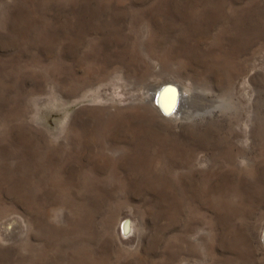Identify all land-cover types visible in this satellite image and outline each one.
I'll return each instance as SVG.
<instances>
[{"label": "rangeland", "instance_id": "rangeland-1", "mask_svg": "<svg viewBox=\"0 0 264 264\" xmlns=\"http://www.w3.org/2000/svg\"><path fill=\"white\" fill-rule=\"evenodd\" d=\"M0 264H264V0H0Z\"/></svg>", "mask_w": 264, "mask_h": 264}, {"label": "bare ground", "instance_id": "bare-ground-1", "mask_svg": "<svg viewBox=\"0 0 264 264\" xmlns=\"http://www.w3.org/2000/svg\"><path fill=\"white\" fill-rule=\"evenodd\" d=\"M155 92L156 97L155 95L153 96V99H155V105L166 116H172L171 114L174 112L176 113L177 108L180 107L182 102L184 103L186 101L188 96L187 94L182 93L178 87L169 83H165L158 87Z\"/></svg>", "mask_w": 264, "mask_h": 264}]
</instances>
